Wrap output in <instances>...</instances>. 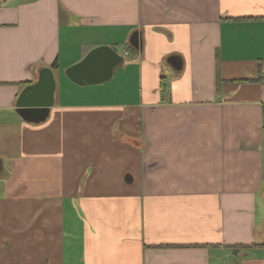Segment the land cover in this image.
Listing matches in <instances>:
<instances>
[{"label": "crops", "instance_id": "crops-1", "mask_svg": "<svg viewBox=\"0 0 264 264\" xmlns=\"http://www.w3.org/2000/svg\"><path fill=\"white\" fill-rule=\"evenodd\" d=\"M0 264H264V0H0Z\"/></svg>", "mask_w": 264, "mask_h": 264}, {"label": "water", "instance_id": "water-1", "mask_svg": "<svg viewBox=\"0 0 264 264\" xmlns=\"http://www.w3.org/2000/svg\"><path fill=\"white\" fill-rule=\"evenodd\" d=\"M130 44L135 49L141 47L139 34H134ZM181 68V59L171 60ZM124 63V58L109 46L92 50L81 62L70 67L66 76L76 85H101L112 80L116 69ZM57 84L52 68H41L36 83L26 87L16 102V113L26 123L40 125L50 117L55 105Z\"/></svg>", "mask_w": 264, "mask_h": 264}]
</instances>
